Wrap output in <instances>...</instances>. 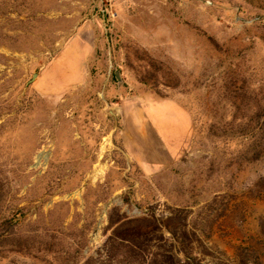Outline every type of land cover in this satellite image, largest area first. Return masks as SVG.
Listing matches in <instances>:
<instances>
[{
    "label": "rangeland",
    "instance_id": "obj_1",
    "mask_svg": "<svg viewBox=\"0 0 264 264\" xmlns=\"http://www.w3.org/2000/svg\"><path fill=\"white\" fill-rule=\"evenodd\" d=\"M78 33L85 78L45 89ZM144 91L192 117L169 166L133 162L114 129ZM256 112L264 0H0V219L23 243L0 264H264V157L240 158Z\"/></svg>",
    "mask_w": 264,
    "mask_h": 264
},
{
    "label": "crops",
    "instance_id": "obj_2",
    "mask_svg": "<svg viewBox=\"0 0 264 264\" xmlns=\"http://www.w3.org/2000/svg\"><path fill=\"white\" fill-rule=\"evenodd\" d=\"M92 48L80 33L75 35L42 75V86L58 91L81 83ZM51 78V84L47 83ZM116 114L124 151L143 168L169 166L189 148L192 117L170 98H159L151 91L123 97L116 103Z\"/></svg>",
    "mask_w": 264,
    "mask_h": 264
},
{
    "label": "trees",
    "instance_id": "obj_3",
    "mask_svg": "<svg viewBox=\"0 0 264 264\" xmlns=\"http://www.w3.org/2000/svg\"><path fill=\"white\" fill-rule=\"evenodd\" d=\"M253 120L260 126L258 132L253 133V136H251L252 142L240 153V158L246 162L258 161L264 157V113L256 112L255 117L252 118L251 121ZM14 227L15 225L11 221L0 219V246L17 241ZM3 229L8 230L11 233V236L4 238L3 234H1ZM15 244L17 246H22L23 243L17 241Z\"/></svg>",
    "mask_w": 264,
    "mask_h": 264
},
{
    "label": "water",
    "instance_id": "obj_4",
    "mask_svg": "<svg viewBox=\"0 0 264 264\" xmlns=\"http://www.w3.org/2000/svg\"><path fill=\"white\" fill-rule=\"evenodd\" d=\"M116 76H117L118 81L120 82L121 80H120L119 75L116 74ZM36 77H37V74H33V76H32V80L35 79ZM109 113L111 114L112 119H113V121H114V129H117V128H118L117 114H116V112L113 111V110H110Z\"/></svg>",
    "mask_w": 264,
    "mask_h": 264
}]
</instances>
